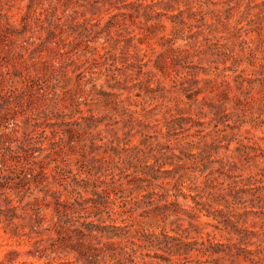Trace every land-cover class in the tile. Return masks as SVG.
<instances>
[{"label":"rangeland","instance_id":"1","mask_svg":"<svg viewBox=\"0 0 264 264\" xmlns=\"http://www.w3.org/2000/svg\"><path fill=\"white\" fill-rule=\"evenodd\" d=\"M63 122L80 124L72 146L51 134ZM28 133L47 136L42 151L6 164L4 148L19 151ZM82 145L99 148L85 159L104 179L83 197L99 199L105 225L127 227L133 264H166L137 248L149 234L232 253L244 237L264 262V0H0V208L10 199L49 221ZM10 164L44 166L47 180L15 193L3 187ZM3 227L0 264L10 251L13 264H84L75 252L34 258L32 240Z\"/></svg>","mask_w":264,"mask_h":264},{"label":"trees","instance_id":"2","mask_svg":"<svg viewBox=\"0 0 264 264\" xmlns=\"http://www.w3.org/2000/svg\"><path fill=\"white\" fill-rule=\"evenodd\" d=\"M75 111L77 113L80 112V110ZM62 124L67 127L66 130H60L61 125H58L51 131V134L53 136L60 135V140H63L64 136L67 135L70 146H72L71 143H73L76 134L73 127H79L80 124L78 122H63ZM46 127L54 128V124H47ZM45 129L42 132H45ZM42 139H47V136L45 135L42 138L41 134L28 133L25 135L20 146H18L19 151L4 148L6 152L11 154L5 163L7 160H13V157L19 158L23 156L34 159L35 156L33 154L42 151L40 148ZM80 149L84 151L83 160L80 161L79 168L75 173L67 171L71 182H73V186L70 190L65 189L67 198L63 201H60L58 196L53 197V214L51 219L47 221L45 217L41 216V208L36 206L28 210L24 206L20 208L23 212L18 214L17 210L19 206L11 205L12 201L7 199L5 208H0V224L4 226L3 232L9 234L10 238L16 239L17 242H23L26 238L32 240L34 249L29 251L28 255L39 260H48L53 253L75 252L77 254L76 260L82 261L84 264H133V256L136 253V249L133 247V242L127 239L129 235L127 227L121 228L114 225H105V220L101 217V213L104 210L99 199H85L83 197L85 193H90L92 197H98L96 189L100 187L98 184L104 182V179L98 175L102 164H98L97 166L94 164L99 159L93 157L90 160L85 159V155H92L99 148L91 147L86 150L85 146L82 145ZM12 165L17 166L16 164ZM12 165L10 164L6 167L9 168ZM44 170V166H39V170L34 172L32 168H27L23 164H20L19 168L10 167L11 176L6 178L3 187L7 185L6 187L15 190V193H17V191H20L30 183L37 185L46 182L47 177ZM0 179L4 178L0 177ZM119 181L114 178L112 179L113 184ZM183 183V176H180L175 183V188L178 189L179 186L183 187ZM47 185L46 183L40 191ZM89 186H91V190H89ZM47 193L48 191L45 192L46 196ZM22 200L23 197H20L19 203ZM200 204H203V202H196V205ZM27 206L29 204H26ZM44 207L48 209L50 205L44 204ZM105 213L109 214V212ZM107 219H109V215ZM16 221H22L25 224H18ZM46 223L47 226H45ZM26 227L28 231H24ZM53 234L56 236L55 240L51 238ZM161 236L162 238L154 234L143 235L140 239L142 245L137 246V248L147 245L163 252V254L165 253L166 256H159V259L166 264H191L193 262L189 257L191 252L196 253L197 259L194 262L195 264H236V260H239L240 257L245 264H264L262 259H256L258 257L256 250H249L247 248V245L251 244L244 242V237L238 238L237 242L232 244L236 250L235 253H232L230 246L222 248V245L214 244L209 240L206 242L197 240L184 242L181 238L164 234H161ZM102 239L107 240V242L103 243V247H97L101 244ZM116 239L119 241H113ZM123 239L125 241H122ZM48 241H50L48 246H42L43 242ZM92 241L96 242V246L92 245ZM257 246L258 249L261 247L260 245ZM16 256H18V253L15 251L8 252L6 264H13ZM173 258L175 261L172 260ZM20 264L33 263L21 262ZM45 264L53 263L48 260ZM54 264L72 263L67 261L56 262Z\"/></svg>","mask_w":264,"mask_h":264}]
</instances>
